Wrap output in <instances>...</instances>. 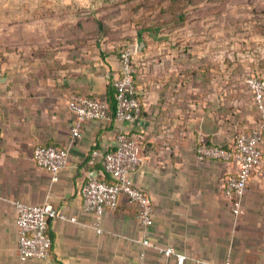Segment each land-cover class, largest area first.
Masks as SVG:
<instances>
[{"label": "crops", "instance_id": "1", "mask_svg": "<svg viewBox=\"0 0 264 264\" xmlns=\"http://www.w3.org/2000/svg\"><path fill=\"white\" fill-rule=\"evenodd\" d=\"M97 4L0 0V264H176L160 252L168 247L185 256L183 264H264V145L239 218L222 195L236 165L199 162L195 155L199 142L226 148L256 121L242 82L249 74L264 80V31L256 29L260 34L251 33L237 49L233 61L242 73L236 81L227 78L228 91L222 61L209 63L207 44H187L177 31L143 28L115 45L90 40L93 25L79 23L76 12L64 25L62 9L90 10ZM37 5L39 13L33 11ZM38 16L36 28L31 20ZM21 20L23 26H15ZM120 45L135 49L132 78L142 106L133 121L114 115ZM74 94L110 107L107 120L81 123L78 139L71 136L74 119L66 105ZM119 133L141 141L142 162L131 178L151 199L153 223L140 225L137 206L121 195L116 208L102 215L97 233L94 215L82 208L81 188L92 179L110 180L101 158L89 160L93 150H113ZM37 145L67 151L57 181L34 164ZM15 202L49 203L65 217L48 221V258L19 261Z\"/></svg>", "mask_w": 264, "mask_h": 264}, {"label": "built area", "instance_id": "2", "mask_svg": "<svg viewBox=\"0 0 264 264\" xmlns=\"http://www.w3.org/2000/svg\"><path fill=\"white\" fill-rule=\"evenodd\" d=\"M134 54L135 49L132 45H126L119 53L120 72L113 83L114 115L119 121H133L141 113L142 105L137 97L132 78ZM243 82L257 110L256 121L250 128H243L236 133L231 144L226 148L202 142L195 146V155L199 162L213 160L231 162L236 165V172L225 180L222 191L235 218L241 217L244 213L245 190L252 172L261 163L264 145V80L249 74L244 77ZM66 105L74 119L70 130L73 139L80 138L81 123L109 118L107 103L95 98L74 94L67 100ZM67 157L68 153L65 149L44 145L35 146L32 153L34 164L48 171L54 182L58 180L59 171L66 166ZM98 157L102 159L103 171L109 175L110 180L92 179L81 188L82 208L94 215L95 231L102 232L100 229L102 215L105 211L116 208L121 195L137 206L139 224L144 227L151 226L153 223L151 199L144 191L133 185L131 178L142 162L140 139L119 133L116 137V147L105 153L93 150L89 163ZM14 207L19 261L48 258L51 249V240L47 235L48 221L65 217L49 203L31 206L15 202ZM70 221L73 222L74 219ZM142 243L148 245L146 239ZM160 252L164 257L173 256L176 264H183L185 261L184 255L176 253L170 247Z\"/></svg>", "mask_w": 264, "mask_h": 264}, {"label": "rangeland", "instance_id": "3", "mask_svg": "<svg viewBox=\"0 0 264 264\" xmlns=\"http://www.w3.org/2000/svg\"><path fill=\"white\" fill-rule=\"evenodd\" d=\"M96 8L87 10L79 7L64 12V25L70 22L68 15H79L82 18L93 14V29L89 28L87 34L92 35L93 42L113 43L123 42L136 30L148 27H161L166 31H177L180 38L187 44L199 46L206 43L208 49V61L216 57L223 63V86L230 91V81L227 78L241 76L239 67H235L233 56L237 49H242L243 44L249 41L251 33L264 31V0H97ZM54 12V7H49ZM33 11L39 13L37 5ZM34 12V13H35ZM40 18L32 19L34 27L40 26ZM76 22L74 21V26ZM98 23L102 25L99 31ZM15 26H23V20L14 23ZM12 26V25H10ZM82 31V25L79 26ZM256 31L255 33H259ZM86 36V35H85ZM81 37V40L83 37ZM80 40V41H81ZM85 41V40H84ZM197 53V52H196ZM195 53V54H196ZM219 74V70H218ZM215 71L211 76L214 77ZM231 81V82H232ZM242 82V81H241ZM244 84V82H242ZM236 84V83H235Z\"/></svg>", "mask_w": 264, "mask_h": 264}, {"label": "trees", "instance_id": "4", "mask_svg": "<svg viewBox=\"0 0 264 264\" xmlns=\"http://www.w3.org/2000/svg\"><path fill=\"white\" fill-rule=\"evenodd\" d=\"M93 14H92V12H88V16H85L84 17V19L82 18V20H84V21H87L88 23H89V27H90V24L92 25V23H93ZM79 23H81V21L79 22ZM80 25H82V24H80ZM83 27V26H82ZM159 27V26H158ZM97 28L99 29V31L102 29V25L100 24V23H98V25H97ZM125 46L126 45H120V47H119V51H118V56H119V53H120V51L123 49V48H125ZM113 97H114V94H113ZM100 101H102V100H100ZM115 102V101H114ZM107 103V102H106ZM107 105H108V103H107ZM108 107H109V105H108ZM115 107V106H114ZM109 109H110V107H109Z\"/></svg>", "mask_w": 264, "mask_h": 264}, {"label": "water", "instance_id": "5", "mask_svg": "<svg viewBox=\"0 0 264 264\" xmlns=\"http://www.w3.org/2000/svg\"><path fill=\"white\" fill-rule=\"evenodd\" d=\"M139 50V47H138V45L136 46V51H138Z\"/></svg>", "mask_w": 264, "mask_h": 264}]
</instances>
